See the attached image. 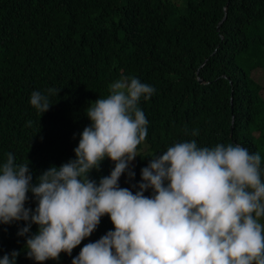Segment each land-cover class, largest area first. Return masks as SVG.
I'll list each match as a JSON object with an SVG mask.
<instances>
[{
  "label": "trees",
  "instance_id": "1",
  "mask_svg": "<svg viewBox=\"0 0 264 264\" xmlns=\"http://www.w3.org/2000/svg\"><path fill=\"white\" fill-rule=\"evenodd\" d=\"M258 70L264 72V0H0V164L9 152L16 163L30 161L34 182L50 166L75 159L91 123L85 109L124 75L155 92L138 105L147 137L130 165L134 179L125 172L120 187L135 193L152 157L191 140L210 148L238 143L259 152L264 169L263 85L252 76ZM49 88L60 92L38 114L31 94ZM114 166L105 158L91 179L98 183ZM28 197L25 207L34 209ZM18 223L3 226L17 230ZM111 230L105 215L71 256L44 264H72L85 244ZM20 244L16 264H36L27 258L26 239Z\"/></svg>",
  "mask_w": 264,
  "mask_h": 264
},
{
  "label": "clouds",
  "instance_id": "2",
  "mask_svg": "<svg viewBox=\"0 0 264 264\" xmlns=\"http://www.w3.org/2000/svg\"><path fill=\"white\" fill-rule=\"evenodd\" d=\"M108 91L85 109L91 123L80 135L75 159L50 166L34 182L30 161L16 163L9 152L0 164V264H16L23 239L27 258L36 264L71 256L105 215L114 230L85 244L72 264H264L260 153L238 143L210 148L196 140L178 142L141 169L133 193L119 180L125 172L129 180L135 177L130 165L148 124L138 105L155 89L122 75ZM59 92L34 91L30 104L43 115L52 105L49 95ZM105 158L115 166L97 183L90 174ZM29 192L34 209L25 207ZM14 222L17 230L3 226ZM3 236L13 244L5 245Z\"/></svg>",
  "mask_w": 264,
  "mask_h": 264
},
{
  "label": "rangeland",
  "instance_id": "3",
  "mask_svg": "<svg viewBox=\"0 0 264 264\" xmlns=\"http://www.w3.org/2000/svg\"><path fill=\"white\" fill-rule=\"evenodd\" d=\"M252 76L256 78V80H258L263 85L262 95L264 97V72L261 70H258V71L253 72Z\"/></svg>",
  "mask_w": 264,
  "mask_h": 264
},
{
  "label": "water",
  "instance_id": "4",
  "mask_svg": "<svg viewBox=\"0 0 264 264\" xmlns=\"http://www.w3.org/2000/svg\"><path fill=\"white\" fill-rule=\"evenodd\" d=\"M231 127H232V125H231Z\"/></svg>",
  "mask_w": 264,
  "mask_h": 264
}]
</instances>
